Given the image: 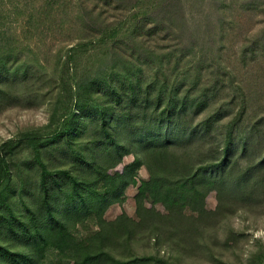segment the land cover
<instances>
[{
	"label": "trees",
	"instance_id": "trees-1",
	"mask_svg": "<svg viewBox=\"0 0 264 264\" xmlns=\"http://www.w3.org/2000/svg\"><path fill=\"white\" fill-rule=\"evenodd\" d=\"M5 48L0 50V110L15 105L16 85L30 79L15 49ZM138 63L120 72L110 64L94 73L74 68L70 85L77 92H70L78 113L65 115L58 135L51 132L39 141L54 143L71 167L51 169L34 141L36 158L25 165L40 173L35 187L27 175L19 187H7L21 196L25 213L15 210L8 195L0 199V264H40L49 248L73 264H176L165 255L123 258L115 251L130 249L143 230L149 240L170 233L177 245H190L205 225L241 207H264V119L248 115L243 94L211 103L216 95L195 93L203 81L199 69L187 86L175 87L181 84L165 78L164 69L144 75ZM12 147L4 153L10 160L0 152L8 173L19 166ZM127 156L134 160L117 170ZM142 168L147 179L140 178ZM131 185L138 186V220L122 214L108 221L106 212L124 202ZM212 192L215 210L206 206ZM91 217L100 229L81 243L71 229ZM3 236L23 243V249L12 250L1 242Z\"/></svg>",
	"mask_w": 264,
	"mask_h": 264
},
{
	"label": "rangeland",
	"instance_id": "rangeland-1",
	"mask_svg": "<svg viewBox=\"0 0 264 264\" xmlns=\"http://www.w3.org/2000/svg\"><path fill=\"white\" fill-rule=\"evenodd\" d=\"M8 45L30 77L16 85L15 105L0 110V152L10 160L4 153L13 145L19 164L10 173L5 161L0 165V199L8 195L20 214L25 213L21 196L7 192V187L22 185L23 175L36 184L40 173L25 165L36 158L34 146L41 147L51 169L71 167L54 143L41 142L48 133L58 135L65 115L78 113L70 92H77L76 85H70L77 68L94 73L110 64L120 72L140 61L137 67L144 75L164 69L165 78L181 84L175 87L187 86L199 69L203 81L193 88L196 94L208 91L216 95L210 99L216 104L243 94L248 115L264 119V0H0V50ZM79 46L78 52L70 53ZM133 160L125 157L117 170ZM148 177L142 168L140 178ZM137 192L138 186H129L124 202L112 205L105 218L112 221L126 214L138 220ZM217 203L216 193H210L207 208L215 210ZM157 209L164 211L160 205ZM218 221L205 225L190 245H177L170 233L158 242L149 240V231L143 230L130 249L115 254L165 255L176 264H264V207H241ZM99 229L91 217L71 232L84 243ZM1 242L12 250L24 247L5 236ZM40 264L73 262L49 248Z\"/></svg>",
	"mask_w": 264,
	"mask_h": 264
}]
</instances>
